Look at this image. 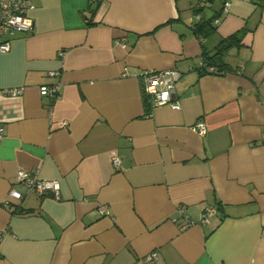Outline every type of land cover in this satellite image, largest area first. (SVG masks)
Wrapping results in <instances>:
<instances>
[{
	"label": "crops",
	"instance_id": "0c3cea01",
	"mask_svg": "<svg viewBox=\"0 0 264 264\" xmlns=\"http://www.w3.org/2000/svg\"><path fill=\"white\" fill-rule=\"evenodd\" d=\"M27 15L0 53V264H264V1L33 0ZM236 32L226 69L201 71ZM171 68L180 107L152 106L142 74ZM20 168L59 196L26 193Z\"/></svg>",
	"mask_w": 264,
	"mask_h": 264
},
{
	"label": "built area",
	"instance_id": "2783aa9c",
	"mask_svg": "<svg viewBox=\"0 0 264 264\" xmlns=\"http://www.w3.org/2000/svg\"><path fill=\"white\" fill-rule=\"evenodd\" d=\"M212 0H197L198 8L207 7ZM264 1V0H261ZM33 7V0H0V53H5L10 49V39L19 32H31L33 30V21L27 15L28 9ZM228 11V3L224 2L222 13ZM219 18L214 21L217 22ZM121 46L125 43L118 41ZM59 56H62L63 51H60ZM204 65L202 61L201 66ZM209 71H216V66H206ZM58 72L49 71V76H56ZM181 72L178 68L164 69V70H149L142 74L143 91L150 98L152 106L169 105L173 109H179V102L174 96V84L180 76ZM40 94L56 98L60 94L59 83L43 84L39 87ZM3 93L11 97H19L22 94V88L13 87L3 90ZM193 130L200 134H205L206 126L204 122L199 119L193 125ZM4 137V126L0 123V142ZM113 165L118 168L120 166V159L118 156L112 157ZM15 180L24 185L25 192H36L40 195L51 193L58 197L60 191V182L58 179H44L39 177L35 172L28 169L20 168L15 173ZM9 196L15 199H21L24 196L19 190L10 189ZM183 214V211L180 209ZM217 212L216 206H206L202 212V221H206L210 215ZM101 213H108L104 209ZM193 223L189 220L186 225ZM152 258H157V253L152 252Z\"/></svg>",
	"mask_w": 264,
	"mask_h": 264
},
{
	"label": "trees",
	"instance_id": "16d2710c",
	"mask_svg": "<svg viewBox=\"0 0 264 264\" xmlns=\"http://www.w3.org/2000/svg\"><path fill=\"white\" fill-rule=\"evenodd\" d=\"M95 9H93L92 11H94ZM217 16H215L213 19H216ZM213 19L211 20H202L199 23H197V28L196 30L199 33H202L204 36H207L208 34H211L214 32L215 29V24L213 23ZM239 41L238 38V32L233 33L232 35L221 39V41L218 44L217 47V52L214 54H206L204 56V59L202 60L204 62V65L201 67V71L203 72H208V73H218L220 70H224L226 68H222L220 64L216 63L217 59H218V54L221 50L226 49L228 47H231L234 44H237V42ZM205 54V52H204ZM214 65L216 66V71H209L206 69V66H211ZM228 69V68H227ZM216 206V205H215ZM219 205L216 206V208L218 209Z\"/></svg>",
	"mask_w": 264,
	"mask_h": 264
}]
</instances>
